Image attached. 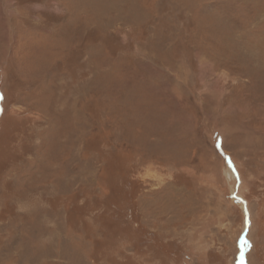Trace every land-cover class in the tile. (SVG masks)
<instances>
[{
  "label": "rangeland",
  "instance_id": "374dc122",
  "mask_svg": "<svg viewBox=\"0 0 264 264\" xmlns=\"http://www.w3.org/2000/svg\"><path fill=\"white\" fill-rule=\"evenodd\" d=\"M0 264H264V0H0Z\"/></svg>",
  "mask_w": 264,
  "mask_h": 264
}]
</instances>
